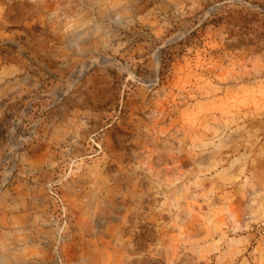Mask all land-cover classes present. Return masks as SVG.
Instances as JSON below:
<instances>
[{
	"label": "rangeland",
	"instance_id": "rangeland-1",
	"mask_svg": "<svg viewBox=\"0 0 264 264\" xmlns=\"http://www.w3.org/2000/svg\"><path fill=\"white\" fill-rule=\"evenodd\" d=\"M0 264H264V0H0Z\"/></svg>",
	"mask_w": 264,
	"mask_h": 264
},
{
	"label": "trees",
	"instance_id": "trees-1",
	"mask_svg": "<svg viewBox=\"0 0 264 264\" xmlns=\"http://www.w3.org/2000/svg\"><path fill=\"white\" fill-rule=\"evenodd\" d=\"M163 64L167 65V64H166V59L163 60ZM161 73H162V72H161Z\"/></svg>",
	"mask_w": 264,
	"mask_h": 264
}]
</instances>
